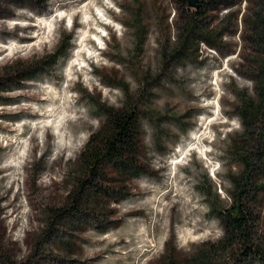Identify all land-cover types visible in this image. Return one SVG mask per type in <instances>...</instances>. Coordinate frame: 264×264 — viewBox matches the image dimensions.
Returning a JSON list of instances; mask_svg holds the SVG:
<instances>
[{
	"label": "rangeland",
	"instance_id": "374dc122",
	"mask_svg": "<svg viewBox=\"0 0 264 264\" xmlns=\"http://www.w3.org/2000/svg\"><path fill=\"white\" fill-rule=\"evenodd\" d=\"M189 8L0 0V264H239V247L215 252L212 209L233 204L243 173L263 234L264 115L248 131L236 107L244 91L257 98L264 0L211 7L183 47ZM32 62L37 73L15 69ZM127 107L151 174L102 215L77 212L80 153L105 108Z\"/></svg>",
	"mask_w": 264,
	"mask_h": 264
},
{
	"label": "trees",
	"instance_id": "16d2710c",
	"mask_svg": "<svg viewBox=\"0 0 264 264\" xmlns=\"http://www.w3.org/2000/svg\"><path fill=\"white\" fill-rule=\"evenodd\" d=\"M202 2L198 10L189 8L192 10L191 21L187 24V35L183 47L197 30L196 21L199 15L206 16L211 9L220 10L229 5L232 0ZM253 24L257 29L262 28L259 39L264 48V16L257 15ZM255 60L260 63L257 70L261 72L254 83L257 98L251 97L248 91H244L240 94L241 103L236 107L248 131L254 120L264 115V53L256 55L250 62L254 63ZM40 64L32 62L19 65L15 69L19 73H37ZM104 112L101 128L89 137L80 153L78 170L84 179L78 180V191L73 194L74 201L78 202L77 206H74L75 211L82 213L88 208L95 210L98 216L102 215L105 205L110 201L119 202L127 197L128 186L132 180L151 174L150 167L143 160L139 111L134 107H127L118 110L105 108ZM234 142L236 146L241 145L237 140ZM231 180L234 184L233 204L230 207L212 209L218 216L224 231L215 252L224 257L239 247L240 253L237 255L238 257L243 255L242 258L237 257L239 264H264V229H262L263 234H259L260 219L250 206L253 195H250L243 186L248 182V178L246 173H243L239 177H231ZM66 210L65 208L63 212ZM95 220L97 223L101 222L100 218ZM258 238L261 240L260 243Z\"/></svg>",
	"mask_w": 264,
	"mask_h": 264
},
{
	"label": "water",
	"instance_id": "95a60500",
	"mask_svg": "<svg viewBox=\"0 0 264 264\" xmlns=\"http://www.w3.org/2000/svg\"><path fill=\"white\" fill-rule=\"evenodd\" d=\"M189 7L198 10L202 4V0H188Z\"/></svg>",
	"mask_w": 264,
	"mask_h": 264
}]
</instances>
